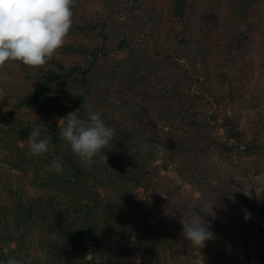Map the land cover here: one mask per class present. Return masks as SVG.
I'll use <instances>...</instances> for the list:
<instances>
[{
  "label": "rangeland",
  "instance_id": "rangeland-1",
  "mask_svg": "<svg viewBox=\"0 0 264 264\" xmlns=\"http://www.w3.org/2000/svg\"><path fill=\"white\" fill-rule=\"evenodd\" d=\"M59 70L68 78L35 103L39 82ZM74 111L98 112L115 129L91 165L59 138V119ZM36 127L49 140L42 157L29 152ZM53 159L60 172L49 171ZM196 214L214 233L202 248L182 234V219ZM8 257L264 264V0H73L51 60L0 66V258Z\"/></svg>",
  "mask_w": 264,
  "mask_h": 264
},
{
  "label": "clouds",
  "instance_id": "clouds-1",
  "mask_svg": "<svg viewBox=\"0 0 264 264\" xmlns=\"http://www.w3.org/2000/svg\"><path fill=\"white\" fill-rule=\"evenodd\" d=\"M73 17V0H0V66L9 61H20L26 66L39 68L52 59L63 46L70 31ZM59 138L70 146L72 152L86 165L94 157L110 149L115 129L109 126L98 112L86 118L77 111L59 119ZM31 155L42 157L49 151V140L41 138V129L33 128L28 138ZM146 152L148 145L141 146ZM105 158L107 156L105 155ZM62 170V163L53 159L49 171ZM231 191H220V197ZM204 211V209H203ZM245 220L251 218L246 209ZM184 238L194 247L202 248L214 238L210 224L196 214L190 222L181 221ZM0 264H25L22 258H0Z\"/></svg>",
  "mask_w": 264,
  "mask_h": 264
},
{
  "label": "trees",
  "instance_id": "trees-1",
  "mask_svg": "<svg viewBox=\"0 0 264 264\" xmlns=\"http://www.w3.org/2000/svg\"><path fill=\"white\" fill-rule=\"evenodd\" d=\"M184 7V2L179 1L177 3V9L181 10ZM182 12L184 13V8L182 9ZM182 15V14H181ZM102 24L105 26L104 22H102ZM102 26V25H101ZM103 27V26H102ZM104 46V45H103ZM103 49L101 48L99 51H102ZM70 72H74L76 70V67H71L69 68ZM66 73V74H65ZM67 72L64 70H59V72H51L49 73V75L45 78V80H43L42 82H39V89L36 91L35 96L31 97V99L35 102L38 103L36 100L44 97V95L46 94V92L48 91V89H50L51 84L53 83V81L59 80L60 82L62 81V79H67ZM29 97L24 99V102H31V100ZM43 130H41L42 132ZM233 137H237V135L239 134V132L237 133L236 128H232L231 130ZM70 159V158H68ZM77 168V167H76ZM78 172V169L77 171Z\"/></svg>",
  "mask_w": 264,
  "mask_h": 264
}]
</instances>
